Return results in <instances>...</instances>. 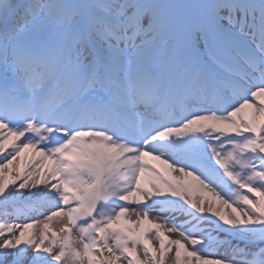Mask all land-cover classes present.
I'll list each match as a JSON object with an SVG mask.
<instances>
[{"label": "snow or ice", "instance_id": "1", "mask_svg": "<svg viewBox=\"0 0 264 264\" xmlns=\"http://www.w3.org/2000/svg\"><path fill=\"white\" fill-rule=\"evenodd\" d=\"M0 264H264V0H0Z\"/></svg>", "mask_w": 264, "mask_h": 264}, {"label": "bare ground", "instance_id": "2", "mask_svg": "<svg viewBox=\"0 0 264 264\" xmlns=\"http://www.w3.org/2000/svg\"><path fill=\"white\" fill-rule=\"evenodd\" d=\"M134 207V206H133ZM134 218V217H133ZM57 230L59 229V225L56 226Z\"/></svg>", "mask_w": 264, "mask_h": 264}]
</instances>
